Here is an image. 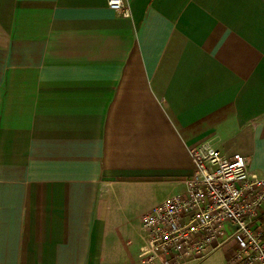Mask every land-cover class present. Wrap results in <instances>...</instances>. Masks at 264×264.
<instances>
[{
  "label": "crops",
  "instance_id": "crops-1",
  "mask_svg": "<svg viewBox=\"0 0 264 264\" xmlns=\"http://www.w3.org/2000/svg\"><path fill=\"white\" fill-rule=\"evenodd\" d=\"M125 1L0 0V264H141L194 144L264 177V0Z\"/></svg>",
  "mask_w": 264,
  "mask_h": 264
},
{
  "label": "built area",
  "instance_id": "built-area-1",
  "mask_svg": "<svg viewBox=\"0 0 264 264\" xmlns=\"http://www.w3.org/2000/svg\"><path fill=\"white\" fill-rule=\"evenodd\" d=\"M107 5L131 14L125 0ZM188 151L193 171L183 179L185 192L141 216L140 263L188 264L230 244L222 264H264V177L249 172L241 153L226 156L207 142Z\"/></svg>",
  "mask_w": 264,
  "mask_h": 264
},
{
  "label": "rangeland",
  "instance_id": "rangeland-1",
  "mask_svg": "<svg viewBox=\"0 0 264 264\" xmlns=\"http://www.w3.org/2000/svg\"><path fill=\"white\" fill-rule=\"evenodd\" d=\"M136 192V191H134ZM143 194H136L135 199L130 202L131 206H125L124 210L120 211V214L116 219L115 224L122 231H126L127 234L120 233V238L123 240V243L126 241V236L133 239V241L139 244V221L141 215L149 208L148 205L152 201L151 195L148 196L147 191H141ZM125 204H127L125 202ZM227 253L226 249L223 247H218L204 258L196 260V263L199 264H222L226 258Z\"/></svg>",
  "mask_w": 264,
  "mask_h": 264
}]
</instances>
